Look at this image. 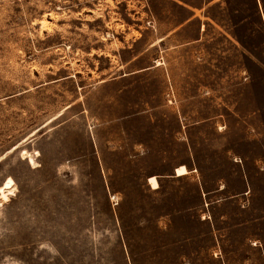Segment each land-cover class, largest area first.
Wrapping results in <instances>:
<instances>
[{"label":"rangeland","instance_id":"obj_1","mask_svg":"<svg viewBox=\"0 0 264 264\" xmlns=\"http://www.w3.org/2000/svg\"><path fill=\"white\" fill-rule=\"evenodd\" d=\"M256 1L0 0V264H264Z\"/></svg>","mask_w":264,"mask_h":264},{"label":"bare ground","instance_id":"obj_2","mask_svg":"<svg viewBox=\"0 0 264 264\" xmlns=\"http://www.w3.org/2000/svg\"><path fill=\"white\" fill-rule=\"evenodd\" d=\"M32 160V159H31ZM187 172V169L185 167V165L183 164H180L176 167V173L177 174H183V173H186ZM150 182L154 185V186H157L158 182H157V179L155 176H150ZM9 190V189H4L0 186V193L2 196H5L7 193L6 191Z\"/></svg>","mask_w":264,"mask_h":264},{"label":"trees","instance_id":"obj_3","mask_svg":"<svg viewBox=\"0 0 264 264\" xmlns=\"http://www.w3.org/2000/svg\"><path fill=\"white\" fill-rule=\"evenodd\" d=\"M262 2H263V6H264V1L262 0ZM253 8H254V13L258 17V26L262 30L263 29V22H262L261 12H260V10L258 8V4H257V1L256 0H253ZM262 40H263V51H264V35L262 37Z\"/></svg>","mask_w":264,"mask_h":264},{"label":"crops","instance_id":"obj_4","mask_svg":"<svg viewBox=\"0 0 264 264\" xmlns=\"http://www.w3.org/2000/svg\"><path fill=\"white\" fill-rule=\"evenodd\" d=\"M194 16H195V13H193L192 16H191L190 18H194Z\"/></svg>","mask_w":264,"mask_h":264},{"label":"water","instance_id":"obj_5","mask_svg":"<svg viewBox=\"0 0 264 264\" xmlns=\"http://www.w3.org/2000/svg\"><path fill=\"white\" fill-rule=\"evenodd\" d=\"M263 20H264V18H263Z\"/></svg>","mask_w":264,"mask_h":264}]
</instances>
